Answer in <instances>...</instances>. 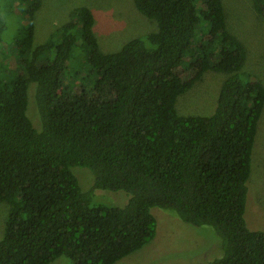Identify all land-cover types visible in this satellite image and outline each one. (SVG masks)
<instances>
[{
	"label": "trees",
	"instance_id": "trees-1",
	"mask_svg": "<svg viewBox=\"0 0 264 264\" xmlns=\"http://www.w3.org/2000/svg\"><path fill=\"white\" fill-rule=\"evenodd\" d=\"M133 3L157 29L103 51L85 5L35 45L41 0H28L11 40L14 68L0 15V201L8 204L0 264H49L60 255L114 264L154 238L153 207L211 226L222 254L210 264H264V231L244 217L264 84L241 71L244 43L228 30L222 0ZM253 3L264 16V0ZM77 65L88 67V87H71L67 71L77 76ZM208 70L228 75L214 111L179 114V95ZM32 82L38 126L27 114ZM74 166L92 171L88 190ZM96 189L129 199L93 204Z\"/></svg>",
	"mask_w": 264,
	"mask_h": 264
},
{
	"label": "rangeland",
	"instance_id": "rangeland-1",
	"mask_svg": "<svg viewBox=\"0 0 264 264\" xmlns=\"http://www.w3.org/2000/svg\"><path fill=\"white\" fill-rule=\"evenodd\" d=\"M222 3L228 30L247 49V58L241 71L250 72L264 84V16L256 11L253 0H222ZM27 4L28 0H0V15L6 24L2 42L9 68L17 66L13 58L15 48L10 45L22 25L20 13L23 8H27ZM81 5L88 6L94 13L93 29L103 51L118 50L128 40L157 29V22L139 12L133 0H41L34 18V44L44 42L58 26L69 20L71 11ZM76 70L79 73L75 77L74 71H67V76L75 83L71 87H88V67L77 65ZM227 76L213 70L204 72L190 90L179 95L176 103L178 113L208 115L213 112L221 85ZM32 85L35 83L29 85L27 114L38 126ZM251 158L244 217L250 229L264 231V108L258 121ZM72 171L78 177L82 190H88L94 182L92 171L80 166L72 167ZM128 199L129 194L124 190L96 189L92 203L123 206ZM152 213L157 219L154 238L114 264H210L222 254L221 240L211 226H192L173 212L158 207H153ZM7 214V202L0 201V237ZM49 264H72V261L66 255H60Z\"/></svg>",
	"mask_w": 264,
	"mask_h": 264
}]
</instances>
